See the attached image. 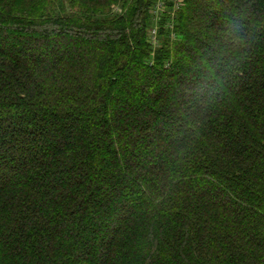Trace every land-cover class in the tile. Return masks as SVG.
<instances>
[{
	"label": "trees",
	"instance_id": "1",
	"mask_svg": "<svg viewBox=\"0 0 264 264\" xmlns=\"http://www.w3.org/2000/svg\"><path fill=\"white\" fill-rule=\"evenodd\" d=\"M156 1L0 0V264H264V0Z\"/></svg>",
	"mask_w": 264,
	"mask_h": 264
},
{
	"label": "rangeland",
	"instance_id": "2",
	"mask_svg": "<svg viewBox=\"0 0 264 264\" xmlns=\"http://www.w3.org/2000/svg\"><path fill=\"white\" fill-rule=\"evenodd\" d=\"M158 1V0H157ZM157 1H156V3H157ZM165 2H166V6H168V0H164ZM156 3L154 4V6L156 5ZM118 4H120V3H118ZM121 5V4H120ZM174 9H175V7H174ZM113 12H118V13H121V12H125V10H123L122 11V8H121V6H116V5H114L113 6ZM166 12H168L167 11V9L166 10H164V13H166ZM163 13V14H164ZM150 14L151 15H153L154 16V19H155V13H154V8L153 9H151L150 10ZM156 22L158 21V20H155ZM155 28H157L158 29V23H157V27H155ZM150 36V35H149ZM150 38H151V36H150ZM11 43V41L10 40H8L7 41V44H10ZM38 46V45H37ZM187 79H185L184 81H183V89L184 88H186L187 86L189 87V89L187 90V91H184V90H182V88H181V90H182V92H179L178 94H190V93H192V89H191V87H192V85H193V83L195 82V83H197V80L195 79V78H191V76H188V77H186ZM199 82V86H202V81L201 80H199L198 81ZM208 82H209V80H208ZM209 84V83H208ZM209 89L210 90H212V86L211 85H209ZM180 90V91H181ZM124 108H122V110H123ZM159 153H161V151L160 150H158V149H156V150H154V151H152V155H154V156H157V155H159ZM107 192H108V190H107ZM133 206H136L135 204H133ZM107 223L109 224V226L110 227H112L113 226V222L112 221H107ZM97 231H98V229H96ZM105 231L106 230H104V228L103 229H100L99 230V234L100 235H104L105 234ZM93 239L95 240V237H93Z\"/></svg>",
	"mask_w": 264,
	"mask_h": 264
},
{
	"label": "built area",
	"instance_id": "3",
	"mask_svg": "<svg viewBox=\"0 0 264 264\" xmlns=\"http://www.w3.org/2000/svg\"><path fill=\"white\" fill-rule=\"evenodd\" d=\"M181 3H182V0H174V4L176 8H178ZM164 10H165V2L164 0H159L156 4V7L154 8L155 15L158 17L159 14ZM150 36H151V41L155 44L157 42V31L153 30L150 33Z\"/></svg>",
	"mask_w": 264,
	"mask_h": 264
}]
</instances>
